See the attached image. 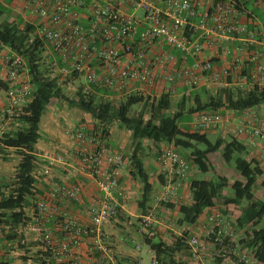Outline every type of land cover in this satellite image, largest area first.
<instances>
[{
	"label": "built area",
	"instance_id": "built-area-1",
	"mask_svg": "<svg viewBox=\"0 0 264 264\" xmlns=\"http://www.w3.org/2000/svg\"><path fill=\"white\" fill-rule=\"evenodd\" d=\"M7 1L45 44L46 55L51 56L49 76L79 82L84 96L94 94L98 99L116 102L129 97L172 96L177 86L183 88L181 94L186 98L205 85L241 92L264 87V36L239 22V15L249 13L237 6V0L0 3ZM252 2L264 9V0ZM213 48L222 56L219 71L212 59L203 56L206 49ZM12 56L1 57L0 72L10 87L5 104L0 105V134L14 113L30 100L31 88L21 79L26 66L20 57ZM227 120L219 112L200 111L192 117V127L215 131ZM232 120V135L246 136L248 147L260 149L264 117L245 110ZM71 137L75 141L71 162L63 154L48 151L41 156L44 164L33 173L38 182L48 184L45 199L29 206V214L25 212L21 223L0 225V264H119V252L103 227L118 215L121 202L127 198L119 180L122 157L109 152L83 125L73 127ZM156 162L171 179L187 180L188 163L173 148L162 149ZM59 165L68 167L74 179L88 177L95 190L86 194L76 181L55 180L52 171ZM175 195L176 187L166 185L161 200ZM82 198L88 203L84 204ZM77 207H82L80 214L86 222L72 213ZM205 221V236L213 248L215 244L220 246L212 256L222 258L220 264H230L226 261L230 259L228 254L236 256L240 251L241 237L236 236V228L232 229L219 212H211ZM139 225L147 238L154 236L150 215L141 217ZM186 244L192 259L198 260L204 248L199 237L190 235ZM241 258L245 264H256L246 253ZM151 264H158L154 253Z\"/></svg>",
	"mask_w": 264,
	"mask_h": 264
},
{
	"label": "trees",
	"instance_id": "trees-1",
	"mask_svg": "<svg viewBox=\"0 0 264 264\" xmlns=\"http://www.w3.org/2000/svg\"><path fill=\"white\" fill-rule=\"evenodd\" d=\"M9 2L0 3V68L3 64L1 57H20L27 69L26 75L21 79L27 80L31 92L29 102L14 113L11 123L4 125L5 132L0 134V155L12 151L19 157L13 181L10 184L0 182V225L21 223L25 220V209L36 201L45 199L48 184L38 182L33 174L44 164L41 156L45 152H40L42 155L36 152L35 145L42 138L39 132L42 114L54 101L60 100L93 119L94 123L85 126V130L97 136L106 147L111 124L117 122L130 133L132 150L124 159L129 162L130 178L141 185L142 192L137 202L141 214H146L153 192L150 176L141 158L143 141L173 148L198 173L204 174L212 170L209 157L219 153L222 161L232 167L236 174L235 180L229 182L226 177L221 176L203 180L190 179L189 202L178 206L177 222L180 226L191 227L207 212L218 211L224 214L221 207H236L240 213L235 219V228L241 234V240L238 242L240 251L237 255L228 254L231 263L245 264V259L241 257L246 253L256 264H264V201L256 194L257 188L264 192V169L260 166L258 156L253 157L249 150L253 148L248 147L237 136L218 137L212 142L207 137V132L212 130L199 131L185 124L200 111H216L224 117L227 112L241 114L245 110L264 106V87H256L248 92L218 89L203 100L195 94L187 98L182 96L173 113H170L171 97L167 94L155 99L142 96L113 102L98 99L94 94L82 95L79 82H76L78 85L74 93L66 96L63 85L74 83L68 79L60 81V77L49 76L51 56L46 55L45 44L32 34V27L8 7ZM236 4L238 7L243 6L244 10L248 9V2L245 0H237ZM261 19L264 23V18ZM249 26L248 29L252 30L250 24ZM9 85L10 82L0 72V99L4 101ZM4 104L5 102L0 103ZM139 104L142 109L136 114L130 113L132 107ZM260 151L262 154V149ZM64 168L65 166L59 165L53 170L59 172ZM52 176L55 180H60L56 178V174L52 173ZM66 181L75 183L74 178ZM82 201L84 204L88 203L86 198H82ZM162 204L167 209L175 207L168 203ZM190 235V230L184 229L179 237H171V244H166L160 239L153 240L154 236L147 238L144 234V244L156 255L158 264H188L189 260H193L186 244ZM214 248L218 251L220 246L215 244ZM213 260L219 264L222 262L220 257H213ZM125 261L129 264L131 259ZM119 264H123L120 254Z\"/></svg>",
	"mask_w": 264,
	"mask_h": 264
},
{
	"label": "rangeland",
	"instance_id": "rangeland-1",
	"mask_svg": "<svg viewBox=\"0 0 264 264\" xmlns=\"http://www.w3.org/2000/svg\"><path fill=\"white\" fill-rule=\"evenodd\" d=\"M3 19V18H2ZM77 83L74 84H65L63 85V93L66 96H70L74 93V89L77 87ZM215 88V89H214ZM218 91V88L213 87L212 88V93H216ZM178 98L177 97H171L170 98V103H171V108H170V113H173L176 110V105L178 103ZM190 105V103L188 102ZM187 104V105H188ZM188 105V108H189ZM142 109V105H136L132 107L130 113L136 114L138 111ZM51 116V121L52 123H47L50 126V136L49 137H43L42 128L43 124L46 122L47 117ZM226 116V117H225ZM229 114L224 115V118H228ZM147 117V115H146ZM192 122V120H191ZM93 119L88 115L83 112H81L78 109L72 108L67 105V103L56 100L54 101L49 108H46L44 113L41 116L39 128L41 132V142L40 145H44L48 148H53L54 152L57 154H63L66 156L68 159V163L71 162L72 156H74V147L73 146V138L71 137V130L73 127L78 126V125H83L85 126H90L92 125ZM109 129H111L112 133L109 135L113 139L114 147L118 145H123V148L118 151L124 152L127 155L130 154L131 152V138H130V133L123 129L117 122L111 124L109 126ZM224 130V131H223ZM223 130L219 131V129L215 133H209L208 138L213 142L215 141L218 137H229L231 135L230 128L229 130L226 129V127L223 126ZM57 147V148H56ZM166 147L165 144H160L156 146L155 150L159 151L160 149H164ZM56 148V149H55ZM36 149V148H35ZM52 150V149H50ZM38 152V150H35ZM181 152V151H180ZM71 153V157H69V154ZM125 156H122V160H124ZM148 157V156H147ZM19 162V157L15 155L14 152L12 151H7L3 155H0V182L10 184L13 181V176L16 172V166ZM209 162L212 165V170L209 173H198L196 168L189 165V170H188V176H187V181L185 183V189L183 190V199H187L186 195L188 194V182L190 179H208L212 177H226L229 182H232L236 178V174L234 173L232 167L226 163H224L221 159V156L219 153L213 154L209 157ZM145 163V162H144ZM152 161L151 158L148 157L146 159V168L148 172L149 170V165L151 167ZM66 169L68 167L65 166ZM64 168V169H65ZM53 174H56V170L52 171ZM184 181V180H183ZM185 182V181H184ZM177 180L176 179H171L170 180V185L176 186ZM226 193V192H225ZM256 194L264 201V192H262L260 189H256ZM139 197V196H138ZM133 201L132 203H134ZM162 203H167L162 200L152 201V203H149V210H147L146 215H150L152 218V225H151V231L154 233V238L153 240L160 239L166 244H171V237L172 236H180L182 233V228L180 225L175 224V217L171 219H162V210L165 209L164 205ZM220 210H224V214H222L230 223L231 228H235V219L239 215V209L235 208L233 206H228L226 208H220ZM211 212H218V211H210L207 212L199 221V227L201 229L200 233H193L192 235H196L199 237V241L204 244V248L201 251L202 257L204 255V258H206V261L204 260V264H219L217 261L213 260V253L215 252V249L205 236V230L202 229V225L206 223V217L209 215ZM176 216V215H175ZM124 218L121 219V224H119V227H117V240L119 241L120 245H123L125 248H128L129 250L133 251V258L126 257L127 259H131L129 264L136 263V264H151V256L152 253L149 250V247L144 244V232L141 230V227L139 225L140 218H134V217H128L126 215L123 216ZM157 221L162 222V223H167L164 224V228H159L157 227L156 223ZM176 223H178L176 221ZM237 237H241V234L238 233L237 231L235 232ZM116 240H113V243ZM115 244V243H114ZM117 247V244H115ZM201 257V256H200ZM228 263L232 262L231 259L226 260ZM230 261V262H229ZM128 264V263H124ZM231 264V263H230Z\"/></svg>",
	"mask_w": 264,
	"mask_h": 264
},
{
	"label": "crops",
	"instance_id": "crops-1",
	"mask_svg": "<svg viewBox=\"0 0 264 264\" xmlns=\"http://www.w3.org/2000/svg\"><path fill=\"white\" fill-rule=\"evenodd\" d=\"M246 2H248V9L246 11H248L249 16H244V15H239L238 20L240 23H243L245 25H247V27H250L249 24L251 25V27L255 30H257L259 32V34H261L262 36H264V23L261 19V17L264 18V9L257 7L253 4L252 0H245ZM251 29V28H249ZM238 45V44H237ZM220 50H216V49H206L205 53H204V58H209L212 59V62L214 64V68L215 70L219 71V69L222 67V56L219 54ZM215 89V88H214ZM183 91V88L177 86L175 88L174 93L172 94V96L170 97H177L178 100L182 97L181 92ZM192 94L198 95V97L203 100L209 96H211L212 93V87L211 86H201L199 88H196L194 90L191 91L190 96H192ZM4 99H0V103H4ZM252 111L258 113L261 117H264V106H259L255 109H253ZM226 114H229L228 118L230 120H227L225 124L221 125V127L219 128V131L223 130V126L226 127V129L229 130V128H232V124H233V120L232 117L234 116V119H237L239 117L240 114H234V113H230L227 112ZM224 114V115H226ZM226 117V116H225ZM192 120V119H191ZM188 121L185 124H187L190 128L192 127V122ZM47 123H52L51 121V116L49 114V116L46 119V122L43 124L42 128V135L43 137H49L50 136V124L48 125ZM40 131V128H39ZM217 130L215 131H208L207 132V137L209 133H215ZM224 131V130H223ZM40 132V135H41ZM112 131L111 129H109V134L111 135ZM217 134V132H216ZM41 135V136H42ZM232 135V133H231ZM240 140H242L244 143H247L248 138L246 136H239L238 137ZM41 139L38 141V143L35 145V148L38 150V153L42 155V153L40 152H46V151H51L50 149L54 150L53 148H48L45 146V144L42 146L40 145ZM112 137L110 136L108 138V145H107V149L109 150V152H115L117 154H119L121 157L122 156H127L126 153L118 151V149L120 150L121 148H123V145H118L116 147H114V143L112 141ZM75 144V141L73 140V146ZM160 144H155V143H150L148 141H143L142 146H143V151L141 152V158L143 159V161L145 162L146 165V159L148 157L151 158L152 164L151 167L149 165V170L150 172H148L149 176H150V181L152 183L153 186V192L151 195V199L147 204V209L149 210V203H152V201H160L161 200V193L163 191V188L166 185H170V176L169 173L167 172V170H163L156 162V158H157V154L159 153V151H161L162 149H160L159 151L155 150L156 146H158ZM88 147L91 148V146L88 144ZM168 147V146H166ZM262 147H264V139L262 141V143L260 144V149H262ZM57 148V147H56ZM55 148V149H56ZM259 148L256 149H249L251 151V154L253 155V157L258 156V160L260 163V166L264 169V157L262 156V154L260 153ZM132 150V147H131ZM71 153L69 154V157H71ZM148 156V157H147ZM69 169H62L59 172L56 173V178L64 179V180H71V176L70 174H68L67 172ZM147 170V168H146ZM129 162L127 159L122 160V164L120 167V183L122 185V187L124 188V190L126 191L127 194V198L125 199V201L121 202V211L120 214L115 217L114 219H112L107 225H105L103 227L104 232L106 233V235H108L111 243L115 246V244H117V250L121 256V261L124 264L126 261L125 259H127L126 257L129 258H133V251L129 250L128 248H125L123 245L119 244V241L117 240V227H119V224H121V219L124 218L123 216L126 215L128 217H134V218H141L143 217L144 214H141L140 210L137 208V202L140 199V195L142 192L141 189V185L137 182L134 181L130 178L129 176ZM148 171V170H147ZM176 179V178H173ZM188 179V178H187ZM77 183H79L83 189L85 190L86 194H91L94 190L95 187L93 185V183L91 182V180L86 177V176H79L77 179H74ZM177 180V179H176ZM187 181V180H186ZM183 180H177L176 186H172V187H176V195L175 196H170L167 201L168 204H172L175 205V207L173 209H167L165 208L164 210H162V219H171L173 221V218L175 217V224L179 225V223H176V221H178L179 219V213L177 211L178 206L179 205H184V204H188L189 202V189H188V194L186 195L187 199H183L182 195H183V190L185 189V183ZM139 196V197H138ZM133 201H135L134 203H132ZM78 209L75 211H72V213L75 216H78L83 222H86L87 219L86 217H84L83 215L80 214V210H82V207H77ZM236 208V207H235ZM26 214H29V207L25 209ZM240 213V212H239ZM176 215V216H175ZM157 225V227L159 228H164V224L167 223H162L157 221L156 223H154ZM200 223H196L195 225L189 227L187 225H182L181 228L182 230L184 229H188L190 230V234L193 233H200L201 229L199 227ZM204 224L202 225V229H203ZM113 240H116L113 243ZM151 252V251H150ZM153 253V252H151ZM208 255V253H207ZM207 255H204L207 256ZM201 257H199L198 260H189L188 264H204V260L206 261V258L202 257V255L200 254ZM198 261V262H197Z\"/></svg>",
	"mask_w": 264,
	"mask_h": 264
}]
</instances>
